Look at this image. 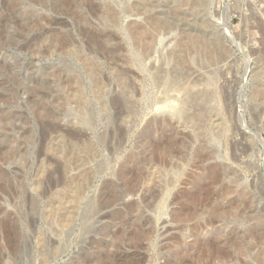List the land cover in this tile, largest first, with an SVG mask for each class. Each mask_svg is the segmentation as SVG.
I'll use <instances>...</instances> for the list:
<instances>
[{
	"label": "rangeland",
	"instance_id": "374dc122",
	"mask_svg": "<svg viewBox=\"0 0 264 264\" xmlns=\"http://www.w3.org/2000/svg\"><path fill=\"white\" fill-rule=\"evenodd\" d=\"M263 85L264 0H0V264H264Z\"/></svg>",
	"mask_w": 264,
	"mask_h": 264
},
{
	"label": "bare ground",
	"instance_id": "6f19581e",
	"mask_svg": "<svg viewBox=\"0 0 264 264\" xmlns=\"http://www.w3.org/2000/svg\"><path fill=\"white\" fill-rule=\"evenodd\" d=\"M195 37V36H194ZM204 38V37H203ZM194 40V39H193ZM195 40H197V38L195 39ZM203 41V40H202ZM197 42V41H196ZM219 42V41H218ZM187 43V42H186ZM198 43V42H197ZM200 43H201V40H200ZM185 45V44H184ZM264 86V85H263ZM262 88V87H261ZM261 90V89H260ZM193 91V90H192ZM200 93H201V91H200ZM154 134V133H153ZM154 138V137H153ZM145 140H147V139H145ZM157 141V140H156ZM149 142V141H148ZM154 142V141H153ZM158 143H159V141H158ZM158 143L156 144V143H151V144H148V145H151V148H150V153L151 154H155L157 151H158V149L160 148L159 147V145H158ZM146 146V145H145ZM147 147V146H146ZM162 148V147H161ZM146 149V148H145ZM147 150V149H146ZM171 150V149H170ZM159 152V151H158ZM157 152V153H158ZM162 152V151H161ZM168 152V151H167ZM166 153V152H165ZM171 153H172V151H171ZM164 154V153H163ZM144 155H146V154H144ZM160 155V154H159ZM74 156V155H73ZM158 156V155H157ZM142 157V156H141ZM141 157H139L138 155H131L130 156V158H129V160H128V163H129V166H127V162L125 163L126 165H122L121 166V168L119 169V173H118V175H119V178L118 179H120V182H121V180H122V182H121V185L120 184H118V183H116V182H112L111 180V182H107V183H105V185L103 186V190L101 191L102 192V196H101V200H100V203H98L99 204V206H101L102 207V209H103V207H106V206H109V205H111V204H113V203H115L116 201H118L119 199H122V195H125L124 193H126V194H131V195H134L136 192H141V190H142V192H144V191H146L148 188V190L150 191V190H153V189H157L156 191L159 193V189L161 190L160 192L162 193V186L161 185H163V184H159V182L158 181H156L155 179H154V177H155V175H156V173H157V170L159 169L158 168V164H160V163H158V159L156 158V157H154V156H151V155H147V156H143L142 158ZM164 157V156H163ZM72 158V157H71ZM79 158V157H78ZM77 159V158H76ZM83 159V158H82ZM73 160V159H72ZM75 160V159H74ZM166 160V159H165ZM85 161H87L86 159H85ZM126 161V160H125ZM72 162V161H71ZM74 162V161H73ZM76 163V162H75ZM77 163H79V162H77ZM158 163V164H157ZM74 164V163H73ZM72 164V165H73ZM87 164H89V163H87ZM69 166V165H68ZM76 167L74 168V169H72L70 172H69V174H68V178H69V181L68 182H70V179H71V181L74 183V181L76 182V180L77 181H80V187H83L82 186V183H81V181L84 183V181L87 179V174H88V170L89 169H86L85 168V166H83L82 165V163H81V165L79 164V165H75ZM89 167V166H88ZM120 167V166H119ZM93 168V167H92ZM216 168V167H215ZM68 169H69V167H68ZM90 169H91V167H90ZM214 169V168H213ZM161 170V169H160ZM66 171H68V170H66ZM65 171V172H66ZM159 171V170H158ZM89 172H91L90 170H89ZM223 172V171H222ZM92 173V172H91ZM90 173V174H91ZM223 173H225V171L223 172ZM67 174V173H66ZM93 174V173H92ZM158 175H160L159 174V172L157 173ZM216 174V173H215ZM215 174H214V176H215ZM226 174V173H225ZM224 174V175H225ZM89 175V174H88ZM226 176V175H225ZM92 177V176H91ZM157 177V176H156ZM155 177V178H156ZM161 177V176H160ZM220 177V176H219ZM162 178V177H161ZM163 179V178H162ZM67 180V179H66ZM88 180V179H87ZM158 180H159V178H158ZM161 180V179H160ZM221 180V179H220ZM223 181V180H222ZM71 182V183H72ZM90 182V181H89ZM93 182V181H92ZM118 182V181H117ZM78 183V182H77ZM67 184V183H66ZM93 184V183H92ZM70 185V184H69ZM73 186H69V187H71V194H72V200H70L69 201V203L72 201V203H73V205L74 204H77L78 203V201L80 200L79 199V197H78V186H76L77 188L75 189V186L74 185H77L76 183L75 184H72ZM165 185V184H164ZM66 186V185H65ZM86 186V185H85ZM88 187V186H87ZM86 187V188H87ZM66 188V187H65ZM72 188H73V190H72ZM166 189V188H165ZM67 190V189H66ZM80 190V189H79ZM81 190H82V188H81ZM144 190V191H143ZM147 190V191H148ZM149 191L147 192L148 194H149ZM156 191H154V192H156ZM81 192V191H80ZM84 192V191H83ZM82 192V193H83ZM151 192V191H150ZM156 192V193H157ZM197 192V191H196ZM195 192V193H196ZM69 193V192H68ZM81 193V194H82ZM85 193V192H84ZM146 193V194H147ZM137 194V193H136ZM154 194V193H153ZM83 195V194H82ZM150 196V195H149ZM148 196V197H149ZM85 197V196H84ZM147 197V198H148ZM152 197V196H151ZM193 197H195V194H193ZM69 199V198H68ZM149 200V199H148ZM81 201H83V200H81ZM67 202V201H66ZM68 203V202H67ZM79 203H80V201H79ZM71 204V203H70ZM69 205V204H68ZM68 205H66V206H68ZM72 205V206H73ZM71 206V207H72ZM78 205H76V207H77ZM98 206V207H99ZM140 206V205H139ZM138 206V204L137 203H135L134 201H131V202H128V203H126V206H125V211H123L124 212V216H122L121 218V220L120 221H118V222H120V226L122 227V228H125V226L127 227V224L131 227V229H132V231L134 230H136L137 232L139 231V230H141V228H143V226H145L146 224H148L149 223V218H144V216H142L141 215V213H140V207ZM75 206H74V209L76 208ZM98 207H95V208H98ZM68 209V208H67ZM71 209V208H70ZM69 209V210H70ZM77 209V208H76ZM100 210V209H99ZM75 211V210H74ZM120 212V211H119ZM77 213V212H76ZM120 213H122V211L120 212ZM113 215V214H112ZM118 215V214H117ZM73 216V215H72ZM71 216V217H72ZM75 216V215H74ZM120 216V215H119ZM118 216V217H119ZM110 217V216H109ZM75 218V217H74ZM143 218H144V220H143ZM111 219H112V217H111ZM114 220V219H113ZM143 220V221H142ZM114 223V222H113ZM115 224H116V222H115ZM119 224V223H118ZM122 228H120V229H122ZM116 229H118V228H116ZM144 229V228H143ZM110 230V229H109ZM105 231V230H104ZM103 231V232H104ZM130 231V230H129ZM133 231V232H134ZM136 232V233H137ZM144 232V231H143ZM122 233H123V230H122ZM121 233V234H122ZM127 233V232H126ZM140 233V232H139ZM104 235H106V234H104ZM113 236V235H112ZM108 236H106V238H107ZM114 237V236H113ZM113 237H112V239H113ZM136 238V237H135ZM111 239V241H113ZM133 239V238H132ZM103 240V239H102ZM123 240V239H122ZM134 240V239H133ZM101 241V240H100ZM99 241V242H100ZM121 241V240H120ZM124 242H126V241H124ZM128 242H129V240H128ZM133 242L135 243V246H134V244H133ZM133 242H130V243H132L133 244V246L132 247H129L128 249H126V250H131L132 252L135 250L136 251V249L135 248H139L141 245L139 244L141 241H139V243L137 242H135V241H133ZM111 243V242H110ZM114 243V242H113ZM123 244V243H122ZM126 244V243H125ZM124 244V245H125ZM132 244H130V245H132ZM113 245V244H112ZM129 245V244H128ZM102 246V245H101ZM105 246V245H104ZM108 246V245H107ZM121 247V246H120ZM126 247H127V245H126ZM126 247H121L122 249H124V248H126ZM102 248V247H101ZM104 248V247H103ZM120 248V249H121ZM144 248V247H143ZM106 249V248H105ZM107 249H108V247H107ZM119 249V250H120ZM121 249V250H122ZM110 250V249H109ZM118 250V251H119ZM120 250V251H121ZM111 251V250H110ZM109 251V252H110ZM117 251V252H118ZM106 252H107V250H106ZM122 252H123V250H122ZM108 253V252H107ZM106 253V254H107ZM128 253H130V251L128 252ZM140 253V252H139ZM118 254V253H117ZM124 254V253H123ZM113 255V254H112ZM116 255V254H115ZM122 256V255H121ZM147 256V255H146ZM113 257V256H112ZM102 259V258H101ZM105 259V258H104ZM106 259H108V258H106ZM100 261V260H99ZM115 261V260H114ZM88 262V261H87ZM101 263H102V261H100ZM104 262H111V258H110V260L108 261H104ZM112 262H113V259H112ZM110 263V264H113V263ZM143 262V261H142ZM86 263V262H85ZM92 263V262H91ZM86 264H88V263H86Z\"/></svg>",
	"mask_w": 264,
	"mask_h": 264
},
{
	"label": "water",
	"instance_id": "95a60500",
	"mask_svg": "<svg viewBox=\"0 0 264 264\" xmlns=\"http://www.w3.org/2000/svg\"><path fill=\"white\" fill-rule=\"evenodd\" d=\"M151 129H152V126L151 125H147V127H145L143 132L140 134V138L143 139V140L149 138L150 134H151Z\"/></svg>",
	"mask_w": 264,
	"mask_h": 264
}]
</instances>
